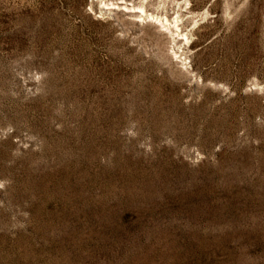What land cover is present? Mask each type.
<instances>
[{
    "label": "rangeland",
    "instance_id": "374dc122",
    "mask_svg": "<svg viewBox=\"0 0 264 264\" xmlns=\"http://www.w3.org/2000/svg\"><path fill=\"white\" fill-rule=\"evenodd\" d=\"M0 264H264V0H0Z\"/></svg>",
    "mask_w": 264,
    "mask_h": 264
}]
</instances>
